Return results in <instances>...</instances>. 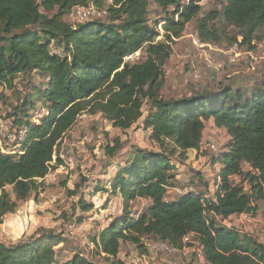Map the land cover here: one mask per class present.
<instances>
[{"label":"trees","instance_id":"16d2710c","mask_svg":"<svg viewBox=\"0 0 264 264\" xmlns=\"http://www.w3.org/2000/svg\"><path fill=\"white\" fill-rule=\"evenodd\" d=\"M150 1L163 11L174 9L163 26L164 40L145 21ZM89 6L106 15L75 27L66 22L73 9ZM201 13L197 2L184 7L181 0H112L110 5L106 0H0V86L13 95L21 75L41 73L45 80L21 107L23 116H14L16 125L28 126L26 153L15 157L0 152V225L38 191L39 180L62 165L58 150L82 115L101 114L122 131L143 119L144 130L162 152L135 150L117 172L111 191L124 200L123 214L93 240L97 254L115 258L123 243L143 248L145 237L182 251L183 239L194 234L204 264H264L263 244L221 224L235 215L255 216L256 203L264 200V84L251 89L250 96L230 89L215 99L201 95L167 100L162 95L164 67L188 24L196 21L202 44H218L215 23L222 17L239 30L242 46L251 45L264 27V0H226L222 13ZM36 26L39 32L27 31ZM140 50L145 58L125 63ZM32 96L50 112L40 126L29 124L35 108ZM209 121L230 137L224 154L214 161L222 166L215 179L220 184L217 202L203 204L202 194L209 190L166 202L167 188L176 187L170 158L199 150ZM107 153L115 157V149ZM244 164L251 170L245 172ZM234 176L241 182L233 181ZM9 186L15 199L6 190ZM140 200L149 204L135 218L131 207ZM62 241L44 236L29 244L0 243V264H59L55 247ZM66 264L95 263L78 255Z\"/></svg>","mask_w":264,"mask_h":264},{"label":"rangeland","instance_id":"374dc122","mask_svg":"<svg viewBox=\"0 0 264 264\" xmlns=\"http://www.w3.org/2000/svg\"><path fill=\"white\" fill-rule=\"evenodd\" d=\"M181 2L184 4L185 0ZM203 2L206 9H203L201 17L207 12V8L222 13L226 0ZM106 4H112V0H106ZM173 10L170 8L163 11L150 1L145 21L160 32L159 40H164L163 26L167 24ZM99 18L93 15L83 18L79 15L78 9H73L65 20L75 27ZM215 26L221 35L218 44L198 43L196 21L188 24L182 38L173 44V55L164 67L165 85L162 90L164 98L183 100L208 95L215 99L226 89L244 90L247 96H250L251 89L260 88L264 84V27L257 31L256 39L251 45L242 46L243 39L239 36V30L227 25L222 17ZM27 31L34 33L40 29L36 26ZM235 38L239 44V57L228 54L236 44ZM141 54L140 59L145 58L143 51ZM32 74V78L31 75L19 77V86L13 95L11 91L3 92L0 97L1 116L11 121H15L14 116L19 118L23 116L21 107L29 100L30 94L39 92L45 81L41 73ZM32 99L35 102L34 111L36 109L42 111L43 101L36 96ZM16 107H19L18 110ZM86 115L82 124L72 133L69 132L58 150L57 157L62 161V165L53 169L45 180H39L38 191L34 192L27 202L20 203L18 210L8 215L0 225V243L29 244L44 236L60 237L63 241L55 247L59 264H66L78 255L88 257L95 264H134V258L142 256L146 259L138 264H200L197 253L200 243L194 238L187 243L186 248L174 254L160 250L159 241L151 237L142 239L143 248L123 243L115 258L97 254L93 240L97 239L103 230L120 220L123 214L121 205L124 204V200L119 194H112L111 191L116 176L115 165L126 166L132 152L138 149L153 153L162 151L151 141L150 132L145 131L140 124L122 131L113 128L101 114ZM212 129L197 154L185 153L189 156L170 158L174 167L171 174L179 176V179H175V186L191 185L199 193L215 190L212 184L216 177L213 176L222 166L218 162L214 165V161L224 154L223 149L226 148L228 140L226 134ZM210 143L216 145L218 152L208 149ZM108 148L115 149V157L108 156ZM57 163L55 157L53 165ZM244 165V171L248 172L249 168ZM241 180L242 178L238 182ZM103 186L105 191L96 192ZM6 190L15 199L12 187L9 186ZM176 197L174 192L168 195L169 201L175 200ZM83 204L93 206V209L85 211ZM146 205L145 201L133 203L132 216L137 218ZM256 205L258 212L254 216L255 220L234 221L232 228L264 245V200Z\"/></svg>","mask_w":264,"mask_h":264},{"label":"built area","instance_id":"2783aa9c","mask_svg":"<svg viewBox=\"0 0 264 264\" xmlns=\"http://www.w3.org/2000/svg\"><path fill=\"white\" fill-rule=\"evenodd\" d=\"M194 1L197 2V4L202 8V11L204 8L206 9L205 7L206 5L203 2L204 0H185L183 6L184 7L188 6L190 3ZM76 9H78L79 15L83 18H88L89 16H92V15L94 17L97 16V17L102 18L103 15H106L105 12L98 11L97 9L94 8V6L78 7ZM206 11H210L209 8H207ZM177 19H178V16H177ZM197 41L198 43L200 42L199 39ZM201 45H208V44L201 43ZM201 47H205V46H201ZM238 51H239V44L236 43L231 48L230 52H228V54L232 56L235 55V57H239ZM52 53L56 54L57 52L52 51ZM141 55H142L141 50L132 55H129L128 57L125 58V63H134L140 59ZM4 91L6 90H4L2 86H0V93H3ZM43 108L44 109L42 111L36 109L35 111L33 110L31 112L33 113L31 115V119L29 120V124H31V126H40L42 124V121L45 120V118H48L50 116L49 110L46 109V107H43ZM85 117H86V114L82 115L79 118V120ZM28 132H29L28 126L16 125L14 121H11L8 118H5L4 116L0 115V152L6 156H15V157L23 156L27 151ZM208 149L214 152H218V149L214 143H210L208 145ZM61 157L64 158L63 156ZM246 166L251 170V168L247 164ZM219 171L220 170H218L217 174H215V176L213 177H217ZM231 179L237 182L239 181L240 178L238 176H234ZM219 185L220 184L217 183V181L215 180L212 184V187H215V190L213 191L212 189H210L208 193L202 194L203 204H206V202L209 200H213L214 203L217 202L216 198H214L215 197L214 195H215V192L218 190ZM171 192H174L177 196L176 199L173 201H177L183 197H188L191 195H196V196L199 195V192L194 188V186H191V185L182 186V187H178V186L171 187V188H167V195L165 197L166 202H173V201H169L168 199V195ZM242 216H243V220L245 219L246 221H249V222H252L253 217H254L251 214H243ZM192 238H194V234H190L186 236L183 239V243L187 245V243L190 242ZM158 244H160L159 246H161L160 250L168 252L169 254H174L179 251L169 246L165 242L159 241ZM145 259H146L145 256L135 257L133 260V263L138 264L139 262H142Z\"/></svg>","mask_w":264,"mask_h":264},{"label":"crops","instance_id":"0c3cea01","mask_svg":"<svg viewBox=\"0 0 264 264\" xmlns=\"http://www.w3.org/2000/svg\"><path fill=\"white\" fill-rule=\"evenodd\" d=\"M7 91V90H6ZM86 117H87V115H86ZM85 117V118H86ZM85 118H83V119H80L79 121H78V123L76 124V126H74V128L70 131V133H72L74 130H76L77 128H78V126H80L81 124H82V122L84 121V119ZM143 119L138 123V124H140V125H142L143 126ZM211 128H213L212 129V131L214 130V131H217V132H220V133H224V134H226V132L224 131V130H222V129H218L216 126H215V123H214V121H209L208 123H207V126H206V129H205V131H204V134H203V139H202V143H203V141H205L206 140V137H207V135L209 134V133H211V131H210V129ZM226 137H227V140L229 141L230 140V137H228L227 136V134H226ZM201 143V144H202ZM200 149H201V146H200ZM199 149V150H200ZM199 150H189V151H187L186 153H189V154H192L193 152L195 153V154H197V152L199 151ZM224 151H225V149H223ZM185 156H189V155H184V157ZM125 165L123 164V165H119V164H117V165H115V168H116V172H115V175L117 174V172L119 171V169L120 168H122V167H124ZM174 175H176V174H174ZM179 176H175V179H179L178 178ZM176 181V180H175ZM98 185H100L99 183H97ZM140 201H145L146 203H147V205L149 204V201H147V200H140ZM146 205V206H147ZM255 217H253V220H255L254 219ZM252 220V221H253ZM234 221H239V222H242L243 221V216L242 215H235V216H232L229 220H227V221H224V222H222V224L224 225V226H226V227H228V228H232V226H233V222ZM254 228L256 227V226H253ZM251 229V228H250ZM197 253H198V256H199V258H200V264H204V258L201 256L202 254V252H201V248H199L198 250H197Z\"/></svg>","mask_w":264,"mask_h":264}]
</instances>
